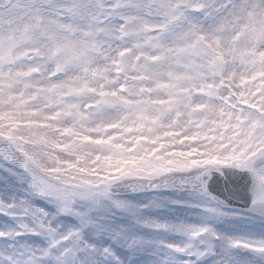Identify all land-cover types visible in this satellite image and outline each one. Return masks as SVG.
Returning a JSON list of instances; mask_svg holds the SVG:
<instances>
[{"label": "snow or ice", "instance_id": "obj_1", "mask_svg": "<svg viewBox=\"0 0 264 264\" xmlns=\"http://www.w3.org/2000/svg\"><path fill=\"white\" fill-rule=\"evenodd\" d=\"M0 264H264V0H0Z\"/></svg>", "mask_w": 264, "mask_h": 264}]
</instances>
